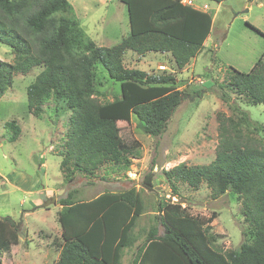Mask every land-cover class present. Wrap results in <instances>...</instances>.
Wrapping results in <instances>:
<instances>
[{
    "label": "trees",
    "instance_id": "trees-1",
    "mask_svg": "<svg viewBox=\"0 0 264 264\" xmlns=\"http://www.w3.org/2000/svg\"><path fill=\"white\" fill-rule=\"evenodd\" d=\"M122 1L130 32L113 46H101L85 36L77 20L60 14L70 8L69 0H0V40L15 55L13 62L0 59V98L15 74L43 67L27 88L29 108L41 115L47 98L54 96L71 109L60 152L61 168L70 182L76 172L94 174L108 163L127 168L139 143L125 141L118 122L135 115L144 133L161 135L183 100L173 74L129 68L124 63L127 51L170 52L175 65L183 69L202 51L212 31V14L182 0ZM97 67L120 82V98L98 101ZM226 82L253 104H264V52L249 71L231 67ZM217 119L214 160L193 166L182 162L164 173L173 196L179 195V181L194 189L206 182L214 198L228 191L238 194L245 220L253 228L251 240L224 251L216 246L218 235L212 231L215 213L205 219L179 201L162 198L157 202L156 224L147 231L131 264H264V126L259 137L248 134L239 119L224 112ZM5 126L12 131L9 140L15 141L20 126L16 121ZM145 184L152 186V173ZM73 196L69 191L59 199L62 243L55 264H121L125 249L139 238L134 229L145 210L141 194L132 188L103 192L91 200ZM19 230L13 217H0L1 251L9 253L18 244Z\"/></svg>",
    "mask_w": 264,
    "mask_h": 264
},
{
    "label": "rangeland",
    "instance_id": "rangeland-1",
    "mask_svg": "<svg viewBox=\"0 0 264 264\" xmlns=\"http://www.w3.org/2000/svg\"><path fill=\"white\" fill-rule=\"evenodd\" d=\"M69 1L70 8L60 14L77 20L85 36L98 45L113 46L122 27H128L127 5L122 0ZM189 2L204 3L200 8L209 9L213 16L212 38L196 57L180 69L172 56L149 51L147 58L138 60L127 54L125 65L134 66L136 60L139 69L171 73L178 90L198 96L194 101L184 98L166 130L158 136L144 133L135 115L130 121L118 122L124 140L139 143L127 168L108 163L94 174L76 172L72 181H67L60 152L72 111L65 101L49 96L44 113L33 114L27 88L43 67L37 65L28 73L14 75L12 86L0 98V217H13L20 230L19 242L14 245L16 259L12 253L0 251L2 264L56 263L61 243L59 199L69 191L73 192L74 200H91L103 192L132 188L141 194L145 210L134 229L139 238L125 249L121 264H131L147 231L156 224L157 202L162 198L179 201L191 214L205 219L216 214L211 222L212 231L218 235L216 246L224 251L237 248L243 240H251L253 228L245 220L238 194L228 191L214 198L206 182L194 189L179 181L176 183L179 195L173 196L164 171L182 162L193 166L214 160L220 112L239 119L248 134L261 136L264 104H253L247 96L231 89L226 79L231 67L249 71L264 52V0ZM14 58L12 48L0 40V59L13 62ZM161 64L167 68L158 67ZM95 87V96L102 104L122 96L120 82L102 67L95 69ZM10 121H16L21 128L15 141L9 140L12 131L5 126ZM149 173H152L151 187L145 184ZM52 196H56V203L39 207ZM162 232L159 225V233Z\"/></svg>",
    "mask_w": 264,
    "mask_h": 264
},
{
    "label": "crops",
    "instance_id": "crops-1",
    "mask_svg": "<svg viewBox=\"0 0 264 264\" xmlns=\"http://www.w3.org/2000/svg\"><path fill=\"white\" fill-rule=\"evenodd\" d=\"M182 2L183 3H186V4H190V5H192V6H194V7H196V8H198V9H201L200 7H202V5L204 4V3H202V4H194V3H192V2H189V0H182ZM201 10H203V11H208L209 12V9L207 10V9H201ZM128 20H129V18H128ZM123 21V20H122ZM212 29H213V27H212ZM121 34H120V36H119V38H118V41L117 42H115L113 45H115V44H117V43H119L125 36H127L128 34H129V32H130V24H129V21H128V27L127 28H123L122 27V29H121ZM212 34H213V31H211V33H210V35H209V37L207 38V40L205 41V44H204V46H206L207 45V43L211 40V38H212ZM149 53V52H148ZM148 53H146L145 55H140V54H138V53H136V52H134V51H127V53L125 54V56H124V63H125V57L127 56V54L128 55H130L133 59H134V56H135V59L136 60H138V59H140V58H147V54ZM156 53H162V54H166L167 56H172V58H173V60H174V63H175V59H174V57H173V55L170 53V52H156ZM138 55V56H137ZM136 56H137V58H136ZM136 60H134L135 62L134 63H136L134 66H130L129 68H138V67H136V65H137V61ZM164 62V61H163ZM159 63H161V62H159ZM158 63V64H159ZM176 64V63H175ZM160 66H165V65H163V64H161V65H158V67H160ZM166 67V66H165ZM167 68V67H166ZM161 70V69H160ZM60 232L62 233V227H61V229H60ZM61 243H62V238H61ZM61 243L59 244V245H61ZM61 247V246H60ZM14 246H12L11 247V250H10V253H12V256H13V259H16V254L14 253ZM1 251V250H0ZM57 258H55V259H58L59 258V254H60V248H59V250H57ZM3 253H5L6 254V252L5 251H3ZM58 261V260H57ZM56 261V262H57Z\"/></svg>",
    "mask_w": 264,
    "mask_h": 264
},
{
    "label": "water",
    "instance_id": "water-1",
    "mask_svg": "<svg viewBox=\"0 0 264 264\" xmlns=\"http://www.w3.org/2000/svg\"><path fill=\"white\" fill-rule=\"evenodd\" d=\"M198 94L182 93V98H188L190 101H194ZM56 196H52L50 199L44 201L39 207H47L51 203H56Z\"/></svg>",
    "mask_w": 264,
    "mask_h": 264
},
{
    "label": "built area",
    "instance_id": "built-area-1",
    "mask_svg": "<svg viewBox=\"0 0 264 264\" xmlns=\"http://www.w3.org/2000/svg\"><path fill=\"white\" fill-rule=\"evenodd\" d=\"M205 7H206V8H208V6H207V5H205ZM160 68H162V69H166V67H165V66H160Z\"/></svg>",
    "mask_w": 264,
    "mask_h": 264
}]
</instances>
